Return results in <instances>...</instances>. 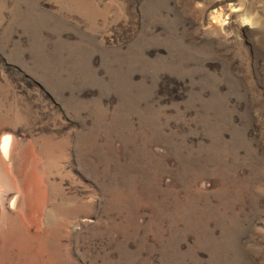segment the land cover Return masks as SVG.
I'll return each instance as SVG.
<instances>
[{
    "label": "rangeland",
    "instance_id": "1",
    "mask_svg": "<svg viewBox=\"0 0 264 264\" xmlns=\"http://www.w3.org/2000/svg\"><path fill=\"white\" fill-rule=\"evenodd\" d=\"M7 135L0 264H264V0H0Z\"/></svg>",
    "mask_w": 264,
    "mask_h": 264
},
{
    "label": "bare ground",
    "instance_id": "2",
    "mask_svg": "<svg viewBox=\"0 0 264 264\" xmlns=\"http://www.w3.org/2000/svg\"><path fill=\"white\" fill-rule=\"evenodd\" d=\"M222 23V22H221ZM10 135V134H9ZM7 135L5 136L1 143H0V153L5 157V158H8L10 157V152H11V144L12 142H10V140L12 141L11 137ZM9 161V160H8ZM16 201L18 200H15V203Z\"/></svg>",
    "mask_w": 264,
    "mask_h": 264
}]
</instances>
